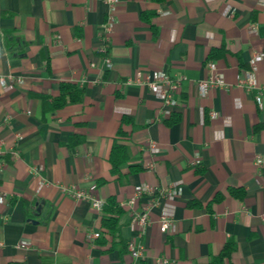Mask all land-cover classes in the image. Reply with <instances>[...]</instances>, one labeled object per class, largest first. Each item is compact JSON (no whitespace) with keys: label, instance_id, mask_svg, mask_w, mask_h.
Masks as SVG:
<instances>
[{"label":"crops","instance_id":"crops-1","mask_svg":"<svg viewBox=\"0 0 264 264\" xmlns=\"http://www.w3.org/2000/svg\"><path fill=\"white\" fill-rule=\"evenodd\" d=\"M143 13L156 15L149 23ZM258 55L249 91L240 78ZM139 72L181 81L175 98L186 107L129 84ZM221 76L225 86L201 96L199 83ZM63 83L84 87V101L43 123L32 95L59 96ZM259 88L264 0H0V264H212L228 245L236 250L222 264H264ZM126 118L134 124L120 143L131 156L120 176L110 155ZM71 138L82 142L69 147ZM73 188L101 207L72 198ZM109 197L140 259L104 233ZM143 213L148 227L132 228Z\"/></svg>","mask_w":264,"mask_h":264},{"label":"trees","instance_id":"trees-1","mask_svg":"<svg viewBox=\"0 0 264 264\" xmlns=\"http://www.w3.org/2000/svg\"><path fill=\"white\" fill-rule=\"evenodd\" d=\"M157 4H165L167 0H151ZM155 13H143L142 19L146 22L151 23L152 19L154 18ZM4 38L6 40L5 45L9 49L13 45H15L16 41L15 38L12 37V32L4 33ZM215 58V55L211 56ZM86 89L79 85L73 83H63L60 87V95L53 97L49 95H32V97L41 100L42 102V117L41 121L43 123L48 122V116L50 114H54L58 111L64 110L70 106L78 105L83 103L85 98ZM179 121V119H171L168 123L169 125H174ZM134 124L130 119H124L122 125L118 131L117 138L114 142L112 152L110 155V164H111V171L114 175L122 176L121 168L126 165L130 161V149L120 143L122 139H128L129 135L124 130V126ZM82 140L71 138L69 140L68 146L73 147ZM142 171L141 167H131L129 169V174H134ZM106 181H99V185L105 184ZM233 195H237L240 197L244 196V192H238L235 190L231 191ZM193 205V204H192ZM196 205V204H194ZM125 216L124 209L118 204L117 200L114 197H109L107 202L103 207V217H102V228L105 234L111 236L113 238V246L115 247H122L127 249L128 245L125 242V239L122 236V219ZM105 243V241H103ZM236 250L235 246L228 245L225 247L224 251L221 255L214 259L212 264H222L224 259L229 258L232 253Z\"/></svg>","mask_w":264,"mask_h":264},{"label":"built area","instance_id":"built-area-1","mask_svg":"<svg viewBox=\"0 0 264 264\" xmlns=\"http://www.w3.org/2000/svg\"><path fill=\"white\" fill-rule=\"evenodd\" d=\"M109 4L115 5L118 0H107ZM262 56L258 55L253 63L252 70L247 74L246 77L240 78V83L242 85H246L247 89L251 91L256 87L253 70H255V64L257 62L262 61ZM106 68H111V60L109 58L105 59ZM209 67L211 69H216V65L214 63H210ZM136 83L138 85H145L149 87V89L156 95L160 97V99L165 103L166 106L170 108H176L180 105L184 108L186 104H181L176 98L175 95L180 89L181 81H175L170 79L165 73L162 72H153L150 76L144 77V75L139 72L137 77L134 80H130L128 82ZM199 92L201 96H206L209 92V89L212 87H224L225 81L223 77H218L217 79H210L208 81H203L199 83ZM257 94L255 96L256 105L260 110H264V88L257 89ZM1 154V153H0ZM258 166H261L262 161L258 159ZM146 191H151L150 188H146ZM66 193L70 195L72 198L77 200H91L90 196L83 191L77 189L66 190ZM95 207H101V203L99 201L91 200ZM161 223V231L163 233H167L170 227L172 226V217L169 214H163L160 219ZM149 225L148 214H136L132 219V228L141 227L146 229ZM101 237L100 233L91 234L89 240L93 243L95 240H98ZM129 251L134 257V259H140L142 257V253L140 250L134 248L133 242L129 243Z\"/></svg>","mask_w":264,"mask_h":264}]
</instances>
